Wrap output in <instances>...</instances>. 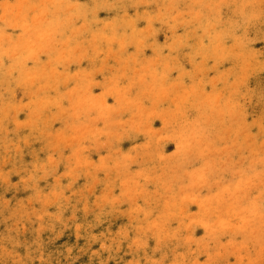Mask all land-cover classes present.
I'll list each match as a JSON object with an SVG mask.
<instances>
[{
  "label": "bare ground",
  "instance_id": "6f19581e",
  "mask_svg": "<svg viewBox=\"0 0 264 264\" xmlns=\"http://www.w3.org/2000/svg\"><path fill=\"white\" fill-rule=\"evenodd\" d=\"M34 1L18 3L14 20L2 10L0 136L8 123L12 139L0 144V164L20 163V149L35 155L24 169L28 180L48 178L38 200L51 208L38 218L37 234L55 232L71 215L62 206L53 215L55 204L75 201L78 214L65 220L79 238L73 249L63 243L55 264L75 253V264H202L205 254L213 264H248L239 250L256 253L253 243L264 240V131L253 133L251 113L264 72V0H188L172 11L166 0L158 19L165 31L143 0H110V17L128 11L110 27L101 24L105 13L86 15L88 0H70V10L84 9L73 29L61 10L45 15ZM95 4L106 10L105 0ZM215 72L216 80L203 78ZM44 143L61 152L58 159ZM38 242L39 252L23 258L2 251L16 264L28 256L48 264Z\"/></svg>",
  "mask_w": 264,
  "mask_h": 264
},
{
  "label": "rangeland",
  "instance_id": "374dc122",
  "mask_svg": "<svg viewBox=\"0 0 264 264\" xmlns=\"http://www.w3.org/2000/svg\"><path fill=\"white\" fill-rule=\"evenodd\" d=\"M27 0H25V1H21L20 2V0H0V27L2 26V24H3V20H2V10H5L6 8V11H7V13L9 14V12L12 14V20H14L15 19V17L16 16H18V14H19V16L18 17H20V12H18L17 10H16V6L18 5V3H20V4H23V5H21V8H23V7H25L26 6V4L27 3H25ZM64 1H67V0H61V3H60V5L58 6V7H56V5H54V4H50V3H47L48 2V0H35L34 1V5H33V7H34V9H35V11H37L38 12V8L41 10V13H45V15H52L53 13H56V12H59L60 10V13H61V17H59V18H61V19H65V17L64 16H66V19L65 20H63V24L65 25V26H69V27H71L72 29H73V27L74 26H78V25H80V19L78 18V20L77 19H74V18H77V17H80V14H82L83 12V10L82 9H80V8H77L76 6L74 7V10H70L69 8H70V5H71V3H73L72 1H70V0H68L69 1V4H68V1L64 4V5H62V3H64ZM96 1L97 0H88L87 1V4H90V3H92L93 4V6L94 7H96V8H94L93 6L88 10V14H86L87 12H84L86 15H88L90 18H91V20H96L98 17L97 16H100L102 13H105V16H104V18L102 19V21H101V24H105V25H107L108 23V25H109V27H110V20H111V22H112V20H117V18L118 17H120V16H122V15H124L126 12H128L127 10H123V11H121V12H119L118 13V17L116 16V18H115V16L114 17H110V0L108 1H106L105 0V4H104V7H106V10L105 11H103L102 9L103 8H101L100 6H98V5H96L95 3H96ZM99 2L101 1V2H104V0H98ZM144 2H146L145 4H146V6L148 7V16H149V18H153V17H158V18H153L152 19V21H154V23H157V20L158 19H162V15L163 14H161L160 12L162 11H164L165 12V10H166V8H167V11H168V5H169V3H166L167 1L166 0H143ZM164 1V2H163ZM173 3V2H175V3H171V2ZM170 1H168V2H170L171 4V6L169 7V11H172L173 10V5L175 4V6H180V5H182V4H188V0H183V2H182V0H170ZM259 1V0H258ZM41 2L43 3H45V5H43V4H41ZM52 2H54V3H56V2H60V0H53ZM94 2V3H93ZM152 2V3H151ZM161 2H163L162 4H161ZM181 2V3H180ZM107 3H108V5H107ZM156 3V4H155ZM159 4V5H158ZM162 5V7H164L165 5V7L164 8H161L160 7V9H158V7L159 6H161ZM168 4V5H167ZM51 5V6H50ZM68 5V6H67ZM106 5V6H105ZM156 5V6H155ZM45 6V7H44ZM53 6V7H52ZM109 6V7H108ZM108 7V8H107ZM62 8V9H61ZM77 8V9H76ZM112 8H113V5H112ZM111 8V10L113 11L114 10V8L112 9ZM12 9V10H11ZM56 9H57V11H56ZM64 9V10H63ZM131 10H130V12H133V11H135L134 10V7L132 6L131 8H130ZM149 9H151V10H149ZM171 9V10H170ZM54 10V11H53ZM62 10L64 11V13L62 12ZM70 10V11H69ZM101 10V11H100ZM155 10V11H154ZM21 11H23V10H21ZM53 12V13H50V12ZM73 11H75L76 12V14L73 12ZM92 11H93V13L94 14H92ZM95 11V12H94ZM159 12V13H157V12ZM72 12V13H71ZM89 12H90V15H89ZM142 12V14H144L143 13V11H141ZM11 14H9V15H11ZM75 14V16L73 17V15ZM152 14V15H151ZM155 14H158V15H160V16H155ZM177 14V13H176ZM59 14H57V16H58ZM95 15V16H94ZM147 15V14H146ZM92 16H93V18H92ZM69 18V20H68V18ZM96 19H95V18ZM161 17V18H160ZM108 18H109V20H108ZM115 18V19H114ZM74 19V20H73ZM145 19V18H144ZM157 19V20H156ZM73 21V22H76L75 24L73 23V22H71L70 23V25H69V23H68V21ZM77 20V21H76ZM181 21L182 19H180L179 17L176 19V21ZM20 20H17L16 21V23H14V21H11L10 22V28H14V30H16L18 27H17V23L19 22ZM105 21H108V22H105ZM156 21V22H155ZM188 21V20H187ZM185 22L184 24H185V26L187 25L186 23H192L193 21H191V20H189L188 22ZM196 21V20H195ZM158 22H159V20H158ZM79 23V24H78ZM160 23V22H159ZM158 23V25H159V27L158 28H160L161 30L163 29L162 28V22L159 24ZM177 23V22H176ZM189 23V24H190ZM184 24H180V22H179V24H178V28H179V30L181 29V28H183L184 27ZM188 24V28H190V27H192L191 25H189ZM194 24V23H193ZM192 24V25H193ZM15 25V26H14ZM107 25V26H108ZM180 25V26H179ZM152 26H154V25H152ZM152 30H151V29ZM150 28H148V30H146L147 32L149 31L150 32V34H152V32H157L153 27H150ZM151 31H150V30ZM154 30V31H153ZM162 31H165V29H163ZM185 34H191V31L190 32H187V33H185ZM87 50V52H88V54H87V56H88V58H89V50L88 49H86ZM74 62V63H73ZM71 63H73L74 65H75V61L73 60V58H72V60H71ZM82 63V62H81ZM223 64H224V62H222ZM225 65V64H224ZM88 66V65H87ZM222 67H224L223 65H221ZM67 70V71H66ZM70 70V68L69 67H66V68H64V71L63 72H70L69 71ZM57 73H59V72H57ZM215 74H217L216 72L214 73V75H212V74H210V73H207V74H205V76H203V78L206 80V81H212L213 79H215ZM46 75L47 76H49L50 74L49 73H46ZM260 77L262 78V80L261 81H259V80H256L255 81V88H254V96H253V98H254V100H253V103H252V105H251V109H252V111H251V113H252V117H253V120H255L256 122H257V126H255V124H254V122L252 123L253 125H254V127L256 128H253L252 127V130H253V133H257V134H260L261 132H263L264 131V127H263V125H264V120H262L261 119V121H259V119L260 118H263L264 119V110H263V108H262V102L264 101V83L262 82V81H264V72L262 73V74H260ZM60 80H61V77H60ZM216 80V79H215ZM223 80H225V79H223ZM248 84V83H247ZM55 86H56V84H54V88H55ZM255 118V119H254ZM262 124V126H260L261 124ZM6 124V125H5ZM4 124V126L1 128V130H2V136H0V141H2L0 144H5V143H7V142H9V143H11L10 141H9V137H10V139H12V137L11 136H8V135H10V130H8V123H5ZM260 126V128H259V126ZM4 127H6V128H4ZM257 127H258V130H257ZM261 127H262V131H260L259 129H261ZM9 131V132H8ZM258 131H259V133H258ZM7 132V133H6ZM49 134H51V132L49 131ZM252 135V134H251ZM253 136V135H252ZM6 138H8V140L6 139ZM7 140V141H6ZM3 141H6V142H3ZM47 142H49V141H47ZM46 142V145L48 144ZM45 145V143H44V147L46 146ZM0 147H2V146H0ZM43 146H41V148H42ZM20 149H18V150H16V152H14V154H15V156H16V158L17 159H19L18 161H20V163H22V164H24V163H26V164H24L26 167H24V165H21L19 162H11L10 161V163L9 162H6V163H1L0 164V264H16V263H13L12 261H16L15 259L14 260H12V259H9L8 258V256L6 255V253L5 252H13V254H15V255H18V256H22L21 258H23L24 256H26V255H31V254H29L27 251H30V252H32V253H34V254H37L39 251H37V250H34L35 248H36V244L34 243V239H36L37 240V242H38V236H40L41 237V243H40V245H42L43 246V248H44V252H43V254H50L51 255V258H49V260H48V264H55V259H56V255L58 254V251H59V249H61V247L63 246V243H66V242H68L69 244H70V246H71V249H73L74 247H76L75 246V244H74V242H76V238H79V236H76L75 237V235H73L72 234V224L71 225H69L68 223H71L70 221H66L65 219V217H67V216H74L75 217V214H78V211H76L75 209H74V203H75V201H73V200H64L65 202L64 203H61V205H59L58 203L57 204H55L54 205V209L52 210V212H53V215L56 213V212H60V207L59 206H62V210H63V215H64V213H66V212H68V213H70L71 215H69V214H67V215H65V216H62V218H60V220L61 221H59V222H56L55 221V219L54 220H52L53 222H56L55 223V226H56V230H55V232L54 231H51V233H48V232H40L39 234H37V232H35V231H37V230H35V229H37V222L39 221V219L38 218H41L45 213L46 214H48L49 215V209L51 208V206H48V205H44L43 204V200H38V198H43V197H40V195H42V194H44V193H46L47 194V192H46V189H47V186H48V183H46V182H43L42 180H48V178H43V176H41L40 175V180H38V179H36V178H34V179H29L28 180V178H27V174L25 173V171H24V169L25 170H27V169H30L31 167H33V164L32 163H34V162H32L31 160H33L34 161V158H35V155H30L29 157L28 156H22L21 155V151H19ZM49 150V151H48ZM51 149L49 148V147H47L46 146V152L45 153H48L49 155H52V157H55L56 158V156L59 154H61V152L59 153V152H57V151H55V153L53 152V151H50ZM20 152V153H19ZM58 153V154H57ZM20 154V155H19ZM59 155L57 156V158L56 159H58L59 158ZM11 155H9V157H10ZM20 157V158H19ZM31 159V160H30ZM28 160H29V162L31 163L30 165H29V162H28ZM18 163H19V166H18ZM14 165V166H13ZM11 166H13V167H11ZM22 166V167H21ZM2 167V168H1ZM14 167H15V169H14ZM16 167H17V169H16ZM7 169H9V170H7ZM11 169H14L12 172H11ZM19 169V170H18ZM21 169H23V171L21 170ZM150 169H153V168H150ZM16 170V171H15ZM2 171V172H1ZM4 171H5V173H4ZM7 171H8V176L6 175V173H7ZM10 172V173H9ZM16 172V173H15ZM19 172V173H18ZM18 175V176H17ZM23 177H22V176ZM24 177H26V178H24ZM42 177V178H41ZM8 178H9V180H8ZM23 178H24V180H23ZM27 179V180H26ZM36 179V180H35ZM31 180H34L33 182H31ZM3 181V182H2ZM24 181H26V185H25V182ZM40 181V182H39ZM82 181H84L83 179H81V182ZM18 182V183H17ZM20 182H21V185H20ZM33 183H35L36 184V186H35V184H33ZM38 183V184H37ZM6 185V187H8V189H6L5 190V185ZM43 184H44V187H43ZM8 185V186H7ZM34 185V186H33ZM10 186V187H9ZM18 186V187H17ZM27 187V188H24V187ZM32 186H33V188H32ZM12 187V188H11ZM34 187H35V189H34ZM37 187V188H36ZM46 187V188H45ZM24 189V191H23V189ZM31 188V189H30ZM38 188H40L41 189V191L39 192V190H37ZM15 190V191H14ZM36 190V191H35ZM44 190V191H43ZM6 191V192H5ZM34 191V192H33ZM33 192V193H32ZM36 192V193H35ZM43 192V193H42ZM28 193V194H27ZM42 193V194H41ZM12 194V195H11ZM37 194V195H36ZM40 194V195H39ZM32 195H33V198H36L37 199V201H36V199H31V197H32ZM37 197H36V196ZM27 196L28 197H30V199L28 198L27 199ZM9 197V198H8ZM16 198V199H15ZM22 198V199H21ZM27 199V201H26V199ZM7 200V201H3V200ZM9 199V200H8ZM19 199L21 200V201H19ZM262 200V199H261ZM34 201V202H33ZM17 202V203H16ZM29 202L31 203V204H29ZM37 202V203H36ZM73 202V203H72ZM39 203V204H38ZM22 204H24V205H22ZM70 204V205H69ZM76 204V203H75ZM33 205V206H32ZM40 205V206H39ZM64 205V206H63ZM261 208H262V211H264V199L262 200V203H261ZM8 206H9V208H8ZM16 206V207H15ZM23 206V207H22ZM57 206V207H56ZM71 206H73L72 207V210L70 209L71 208ZM12 207H15V208H13L12 209ZM19 209H18V208ZM44 207H46V208H44ZM3 208V209H2ZM23 208V209H22ZM32 208H34V210L32 209ZM58 208V209H57ZM5 209V210H4ZM7 209V210H6ZM11 209V210H10ZM18 209V210H17ZM25 209H26V211H27V213H28V217L26 216V211H25ZM35 209H36V211H35ZM40 209V210H39ZM2 210H4V211H2ZM22 210V211H21ZM32 210V211H31ZM39 210V211H38ZM45 210V211H44ZM55 210H57V211H55ZM1 211H2V213H1ZM17 211V212H16ZM35 214H34V213ZM38 214H37V213ZM72 212V213H71ZM10 213V214H9ZM14 213H15V215H14ZM18 213H20L19 215H18ZM33 213V214H32ZM41 215H40V214ZM22 214V215H21ZM24 214V215H23ZM10 215V216H9ZM13 215V216H12ZM23 216V217H22ZM12 217H13V219H12ZM17 218V220H16V218ZM22 217V219L20 220V218ZM9 218V219H8ZM27 218H29V219H27ZM38 219V220H37ZM252 219H254V218H249V224H246L247 226H248V228H247V230L249 231V230H252V227H254V226H252V223H251V220ZM13 220H15V221H13ZM35 220V221H34ZM17 221V222H16ZM63 222H65V224L63 223ZM13 223H15V225L13 224ZM74 223V225H75V223H79V220H77V221H74L73 222ZM26 224H28V225H26ZM14 226V228H13V226ZM32 225H33V229H32ZM252 226V227H250V226ZM24 226V227H23ZM9 227V228H8ZM10 227H12V228H10ZM23 228V230H22V228ZM18 228V229H17ZM250 228V229H249ZM14 229V230H13ZM62 229V230H61ZM23 231V232H22ZM32 231V232H31ZM60 232H61V234H60ZM59 234L58 236H57V234ZM25 234V235H24ZM36 234H37V236H36ZM5 235V236H4ZM9 235V236H8ZM16 235V236H15ZM54 236V237H53ZM57 236V237H56ZM53 237V238H52ZM56 237V238H55ZM8 238V239H7ZM18 238V239H17ZM13 241H12V240ZM11 240V241H10ZM258 240V239H257ZM256 240V241H257ZM259 240H260V238H259ZM258 240V242L259 243H253V241H252V239L251 240H249L250 241V246H252V243L254 244V247H256L257 246V248H256V253L255 252H253L252 251V248L253 247H249V248H247V249H243V250H239V254H240V256L244 259L243 261H245V262H247L248 264H251V262H252V264H254V263H256L258 260L260 261V260H264V240H262V241H259ZM3 243H2V242ZM77 241H78V239H77ZM252 241V242H251ZM39 243V242H38ZM2 249L5 251H2ZM8 249V250H7ZM12 250V251H11ZM248 250H250V252L252 253V256L251 257H248L247 256V253H248ZM64 252V251H63ZM5 258V259H4ZM26 263L25 264H39L38 263V261H37V259H36V257L34 256V257H26ZM200 260H202V264H213V255L212 254H205V256H203V257H201L200 258ZM17 261H19V260H17ZM22 261V260H21ZM75 261H77V262H80V254H77V253H75V255H74V260L72 259V260H64V261H62V263L61 264H75L76 262ZM81 263V262H80ZM22 264H24V263H22ZM58 264H60V263H58Z\"/></svg>",
  "mask_w": 264,
  "mask_h": 264
}]
</instances>
